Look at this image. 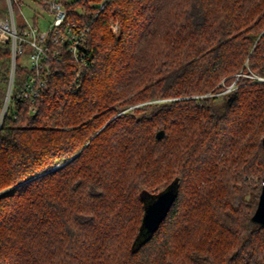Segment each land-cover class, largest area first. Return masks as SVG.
Listing matches in <instances>:
<instances>
[{
  "label": "trees",
  "instance_id": "16d2710c",
  "mask_svg": "<svg viewBox=\"0 0 264 264\" xmlns=\"http://www.w3.org/2000/svg\"><path fill=\"white\" fill-rule=\"evenodd\" d=\"M62 1L90 28L87 63L51 60L34 103L17 64V111L0 125V264H264L252 220L264 81L249 77L264 79V0ZM11 62L0 39V113ZM175 182L169 214L137 246L142 193Z\"/></svg>",
  "mask_w": 264,
  "mask_h": 264
},
{
  "label": "built area",
  "instance_id": "2783aa9c",
  "mask_svg": "<svg viewBox=\"0 0 264 264\" xmlns=\"http://www.w3.org/2000/svg\"><path fill=\"white\" fill-rule=\"evenodd\" d=\"M27 1L30 4L29 8L33 11L32 19L26 18L23 14V6H27L26 0H4L6 14L0 17V39L10 43L12 61L9 94L7 92L8 98L2 110V117L6 115L9 108L16 67L20 57L25 55V51L28 58L27 68L32 74L21 91V98L31 103L39 98L46 86L41 73L44 71L45 74H49L51 60L60 58L65 52L80 66L87 63L85 43L90 32L89 26L70 19L62 0ZM18 11L23 17L22 23H19L17 18ZM39 16L45 21V29L41 28ZM33 111L36 113V108Z\"/></svg>",
  "mask_w": 264,
  "mask_h": 264
},
{
  "label": "water",
  "instance_id": "95a60500",
  "mask_svg": "<svg viewBox=\"0 0 264 264\" xmlns=\"http://www.w3.org/2000/svg\"><path fill=\"white\" fill-rule=\"evenodd\" d=\"M9 94V91H8ZM8 95L5 102L7 101ZM2 113V112H1ZM1 120V117H0ZM165 135L163 130L157 133V139H162ZM264 145V138H263ZM179 186L175 182L158 194L142 193V199L145 201V214L143 223L136 240V245L146 242L160 227L164 219L169 214L173 204L178 197ZM148 201L150 202L149 204ZM255 223L264 225V183L259 198L257 209L252 217Z\"/></svg>",
  "mask_w": 264,
  "mask_h": 264
},
{
  "label": "rangeland",
  "instance_id": "374dc122",
  "mask_svg": "<svg viewBox=\"0 0 264 264\" xmlns=\"http://www.w3.org/2000/svg\"><path fill=\"white\" fill-rule=\"evenodd\" d=\"M74 1H76V0H67V2H69V3H71V2H74ZM26 4H27V6H23V14H24V16L26 17V18H28V19H32L34 16H33V11L29 8L30 7V4H29V2L26 0ZM89 5L90 6H96V3H94V2H90L89 3ZM78 11L79 12H81L82 11V8H78ZM83 13V12H82ZM44 16H46V18H47V15L45 14ZM17 18H18V20H19V23H22L23 22V17H22V15H21V13L18 11L17 12ZM39 23H40V25H41V28L42 29H45L46 28V24H45V21H44V19H43V17H41V16H39ZM262 35H264V31L261 33V35L260 36H262ZM26 53H27V51H25V55H23V56H21L20 57V59H19V65L20 66H22V67H28V58L26 57ZM248 76L247 74H239L238 75V78L240 77V76ZM249 77L250 78H255V79H258V80H260V81H264V79L263 78H260V77H258V76H254V75H249ZM20 78H22L21 76H20ZM237 88V86L235 85V84H232V85H230V86H225V90H223L222 92H219V93H217L216 94V96H219V99H223L224 98V96L226 95V98H228V97H230L229 95L231 94V93H233L234 92V90ZM230 91V92H229ZM6 100V99H5ZM4 105H5V102H4ZM4 105H3V108H2V110L4 109ZM16 111H17V107H16V105H15V103H14V101H12L11 103H10V105H9V108H8V110H7V112H8V114L10 115V116H13L15 113H16ZM2 112V111H1ZM7 114V113H6ZM0 117H1V120H0V125H1V123H2V121H3V119H4V117H2V113H0ZM153 192H154V189L152 190ZM151 202V201H150ZM149 201H148V203L147 204H149L150 203Z\"/></svg>",
  "mask_w": 264,
  "mask_h": 264
}]
</instances>
